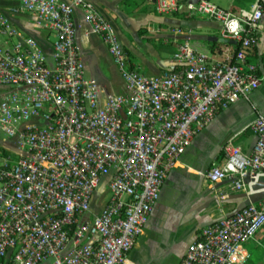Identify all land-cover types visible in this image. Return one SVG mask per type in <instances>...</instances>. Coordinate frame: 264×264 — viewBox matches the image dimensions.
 Here are the masks:
<instances>
[{"label": "built area", "instance_id": "1", "mask_svg": "<svg viewBox=\"0 0 264 264\" xmlns=\"http://www.w3.org/2000/svg\"><path fill=\"white\" fill-rule=\"evenodd\" d=\"M154 2L159 13L182 8L220 22L231 42L223 58L211 60L184 39L167 71L148 75L85 0H19L9 14L0 10V264H125L193 137L260 86L263 75L247 54L259 41L264 0L238 13L210 0ZM78 8L126 84L102 104L95 79L84 74ZM20 13L52 35V66L39 41L12 20ZM250 128L251 152L231 147L205 174L247 196L264 181V112ZM102 181V205L93 213ZM263 226L264 196L248 198L203 226L176 264H243V243Z\"/></svg>", "mask_w": 264, "mask_h": 264}, {"label": "crops", "instance_id": "2", "mask_svg": "<svg viewBox=\"0 0 264 264\" xmlns=\"http://www.w3.org/2000/svg\"><path fill=\"white\" fill-rule=\"evenodd\" d=\"M4 1V5L9 7L1 11L6 14L19 3V0ZM85 1L107 19L119 41L128 51L132 62L148 75H159L167 71L172 53L181 40H188L211 60L222 59L223 46L231 43L221 37L220 22L203 16L189 17L182 8L164 14L156 10L154 0ZM179 1L183 3L187 0ZM210 1L238 13L241 8H248L254 0ZM84 14L80 8L75 13L78 26L77 42L82 51L84 74L86 78L95 79L102 104L105 95L124 93L127 89L106 45L101 37L92 31L90 22ZM12 20L16 26L39 41L47 62L52 66L54 64L50 46L52 35L34 23L32 14L20 13L13 16ZM258 36V44L248 51L247 60L258 65L259 72L263 75L260 86L247 98L220 110L193 137L176 166L168 173L143 232L129 252L125 264H142L147 246L145 236L155 222L156 207L165 186L169 185L170 196L183 206L182 222L190 234L188 244L196 239L203 226L233 213L244 206L248 198H258L257 195L247 196L243 191H236L232 188L230 180L212 183L205 175L212 166L224 163L225 153L231 147L239 146L243 152L249 153L256 141L250 124L257 113L264 112V11ZM91 208L93 213H97L101 206ZM243 248L249 254L243 264H264V226L253 238L243 243Z\"/></svg>", "mask_w": 264, "mask_h": 264}, {"label": "rangeland", "instance_id": "3", "mask_svg": "<svg viewBox=\"0 0 264 264\" xmlns=\"http://www.w3.org/2000/svg\"><path fill=\"white\" fill-rule=\"evenodd\" d=\"M0 0V10L9 6ZM103 181L93 194L91 206L102 205ZM169 185L165 186L159 204L156 207V219L146 233L147 246L143 253L142 264H175L181 259V253L189 242V232L184 226L183 206L170 196ZM107 197V193H106ZM92 214V213H90Z\"/></svg>", "mask_w": 264, "mask_h": 264}, {"label": "water", "instance_id": "4", "mask_svg": "<svg viewBox=\"0 0 264 264\" xmlns=\"http://www.w3.org/2000/svg\"><path fill=\"white\" fill-rule=\"evenodd\" d=\"M253 188H254V190L257 189V191L254 193V195H257V197H258L257 199L264 196V181L258 182L257 185H255ZM257 199L255 198L252 200L255 201Z\"/></svg>", "mask_w": 264, "mask_h": 264}]
</instances>
